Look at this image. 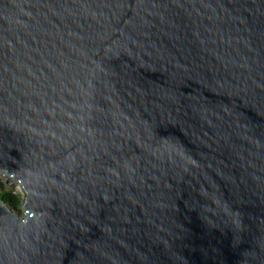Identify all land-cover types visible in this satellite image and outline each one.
I'll return each instance as SVG.
<instances>
[{"label": "water", "instance_id": "1", "mask_svg": "<svg viewBox=\"0 0 264 264\" xmlns=\"http://www.w3.org/2000/svg\"><path fill=\"white\" fill-rule=\"evenodd\" d=\"M0 264H264V0H0Z\"/></svg>", "mask_w": 264, "mask_h": 264}, {"label": "rangeland", "instance_id": "2", "mask_svg": "<svg viewBox=\"0 0 264 264\" xmlns=\"http://www.w3.org/2000/svg\"><path fill=\"white\" fill-rule=\"evenodd\" d=\"M10 182H12L11 178H8L7 180L5 179V177L3 175H0V189H6V190H11L14 193H16L19 196L20 199V203L18 208H16L19 212H22L23 208L21 206L24 196H25V192L21 186L20 183H13V184H9Z\"/></svg>", "mask_w": 264, "mask_h": 264}, {"label": "trees", "instance_id": "3", "mask_svg": "<svg viewBox=\"0 0 264 264\" xmlns=\"http://www.w3.org/2000/svg\"><path fill=\"white\" fill-rule=\"evenodd\" d=\"M0 199L6 201L13 209L18 208L20 203L19 196L11 190L0 189Z\"/></svg>", "mask_w": 264, "mask_h": 264}]
</instances>
